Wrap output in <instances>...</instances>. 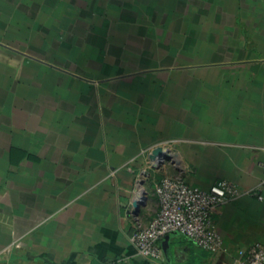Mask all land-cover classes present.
<instances>
[{"label": "crops", "instance_id": "0c3cea01", "mask_svg": "<svg viewBox=\"0 0 264 264\" xmlns=\"http://www.w3.org/2000/svg\"><path fill=\"white\" fill-rule=\"evenodd\" d=\"M168 140L174 178L262 196L218 209L219 254L129 242L159 211L144 152ZM255 243L264 0H0V264H232Z\"/></svg>", "mask_w": 264, "mask_h": 264}, {"label": "built area", "instance_id": "2783aa9c", "mask_svg": "<svg viewBox=\"0 0 264 264\" xmlns=\"http://www.w3.org/2000/svg\"><path fill=\"white\" fill-rule=\"evenodd\" d=\"M181 143L168 140L146 150L144 153L149 159L147 168L157 171L166 161H170L181 170L182 160L178 150ZM158 149L160 154L151 158ZM174 157L179 158L180 164L176 163ZM248 194L262 200V196L255 191H243L226 180L215 181L207 189H201L181 179L165 176L155 186L158 213L147 226L136 229L130 235L129 242L141 257L154 262L163 260L160 243L171 234L186 238L211 255L219 254L224 250V243L214 223V216L226 202ZM232 264H264V243H255L239 251Z\"/></svg>", "mask_w": 264, "mask_h": 264}, {"label": "rangeland", "instance_id": "374dc122", "mask_svg": "<svg viewBox=\"0 0 264 264\" xmlns=\"http://www.w3.org/2000/svg\"><path fill=\"white\" fill-rule=\"evenodd\" d=\"M177 164H180V162H178ZM148 167V166H147ZM147 172H149V174H152V177L147 180L148 182V186L150 188V190H148V202L152 203V207L154 206L153 203V199H155V196L152 194L155 188V185L157 182H159V180L165 176H169V177H176L178 176V172L180 170H178V168L174 167L170 161H166V163L164 164V166L159 169V170H153V169H146Z\"/></svg>", "mask_w": 264, "mask_h": 264}, {"label": "water", "instance_id": "95a60500", "mask_svg": "<svg viewBox=\"0 0 264 264\" xmlns=\"http://www.w3.org/2000/svg\"><path fill=\"white\" fill-rule=\"evenodd\" d=\"M159 154H160V150L158 149V150H156V151L153 153V156H152L151 158H153V157H155L156 155H159ZM162 247H163V250L166 252V249H167V237H165V238L163 239Z\"/></svg>", "mask_w": 264, "mask_h": 264}, {"label": "bare ground", "instance_id": "6f19581e", "mask_svg": "<svg viewBox=\"0 0 264 264\" xmlns=\"http://www.w3.org/2000/svg\"><path fill=\"white\" fill-rule=\"evenodd\" d=\"M174 159H175L176 163L179 162V158L178 157H174Z\"/></svg>", "mask_w": 264, "mask_h": 264}]
</instances>
